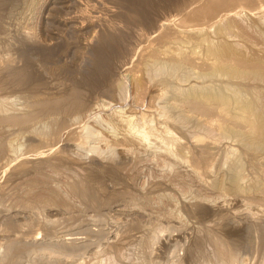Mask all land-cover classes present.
Returning <instances> with one entry per match:
<instances>
[{
  "label": "rangeland",
  "instance_id": "obj_1",
  "mask_svg": "<svg viewBox=\"0 0 264 264\" xmlns=\"http://www.w3.org/2000/svg\"><path fill=\"white\" fill-rule=\"evenodd\" d=\"M223 1L0 0V264H264V0Z\"/></svg>",
  "mask_w": 264,
  "mask_h": 264
},
{
  "label": "bare ground",
  "instance_id": "obj_2",
  "mask_svg": "<svg viewBox=\"0 0 264 264\" xmlns=\"http://www.w3.org/2000/svg\"><path fill=\"white\" fill-rule=\"evenodd\" d=\"M146 0H124V2H126V4L127 5H129V6H133V4L135 3V2H137L138 4H139V2H145ZM201 1V0H200ZM213 2L215 1V0H212ZM222 1V0H221ZM225 1V0H224ZM223 1V2H224ZM227 1V0H226ZM225 1V2H226ZM231 2H233L232 0H230ZM238 1V0H237ZM239 1H241V0H239ZM244 1H246V2H249V1H251V0H244ZM219 2V1H218ZM223 2H222V4H223ZM203 3V2H202ZM202 3H199V4H202ZM220 3V2H219ZM234 3V2H233ZM141 4V3H140ZM198 3H197V6L199 5ZM214 4H216V3H214ZM134 5H137V4H134ZM143 4H141L140 6H142ZM144 5H145V3H144ZM203 5V4H202ZM202 5H200L201 6V9H200V12H201V10L205 7V9L206 8H209V10H210V8H211V6H207V5H203V8H202ZM218 5V4H217ZM67 6V5H66ZM139 6V7H140ZM196 6V5H195ZM196 6V7H197ZM59 7V6H58ZM138 7V8H139ZM193 7V6H192ZM214 7H216V5L214 6ZM137 8V7H136ZM142 8V7H141ZM199 7H197V11L199 10L198 9ZM213 8V7H212ZM211 8V10H214V8L212 9ZM196 9V8H195ZM225 9H227V8H225ZM142 10V9H141ZM210 10V11H211ZM204 11H206V10H204ZM203 11V13H205ZM189 12H190V14L188 15V17H187V20L189 21H191V20H193V19H200V18H195L194 16H196V15H198V14H196V12H194V9L192 8V10H189ZM200 12H197V13H200ZM208 12V14L207 13H205V14H207V16L209 15V11H207ZM84 13V12H83ZM195 14V15H194ZM211 14V13H210ZM215 14V13H214ZM82 15V14H81ZM200 15V14H199ZM201 15H204V14H202L201 13ZM86 16V15H85ZM213 16V15H212ZM84 17V16H83ZM196 17H198V16H196ZM204 17V16H203ZM210 17H211V15L208 17L209 19H210ZM214 17V16H213ZM213 17H211V19L213 18ZM228 17V16H227ZM66 18V17H65ZM81 18V17H80ZM88 18V17H87ZM86 18V19H87ZM101 18V17H100ZM202 18V17H201ZM207 18V20H209ZM60 19V18H59ZM72 19V18H71ZM186 19V18H185ZM226 19V18H225ZM74 20H76V22H81L79 19H77V17L74 19ZM82 20V19H81ZM184 20V19H183ZM186 20V21H187ZM206 20V19H205ZM220 20V19H219ZM59 21V20H58ZM84 21V20H83ZM199 21V20H198ZM229 21V20H228ZM82 23V22H81ZM187 23V22H186ZM202 23V22H201ZM221 23V22H220ZM217 24V23H216ZM224 24V23H223ZM185 25V24H184ZM215 25V24H214ZM219 25H221V24H219ZM228 25V24H227ZM78 26V25H77ZM205 26V25H204ZM226 26V25H225ZM227 27V26H226ZM225 27V28H226ZM54 29V28H53ZM224 28H222V30H223ZM227 29V28H226ZM57 33V32H56ZM107 39V38H106ZM111 40V39H110ZM107 41H109V39L107 40ZM117 40H113V42H116ZM113 42H112V44H111V41H110V44L109 43H107L106 41H105V39H103V40H101V42L98 44V45H96V47L93 49L94 50V57L92 56V58H90V59H92L93 61H91L89 64H92V67H90L91 68V70L90 71H88V73L85 75V77H83V79H82V81H79V82H77V84H78V87L80 86L81 87V85H83V86H87L88 88H90V89H92V90H96L99 86H102V85H104V84H106V82L108 81V77H107V71L109 70V62H110V60L108 59V61L105 59V57H106V55H107V53H111L112 51H114L113 49L115 48V46L113 45ZM115 44V43H114ZM117 45V44H116ZM110 48V49H109ZM117 50V49H116ZM106 52V53H105ZM115 52V51H114ZM117 52V51H116ZM112 54H114V53H112ZM93 55V54H92ZM108 56V55H107ZM111 56V55H110ZM109 58V57H108ZM106 62H108V64H106ZM89 66H91V65H89ZM229 68V67H228ZM236 70V69H235ZM138 89H140L141 88V81H139L138 82ZM91 91V90H90ZM160 94V93H159ZM202 95V94H201ZM215 96V95H214ZM80 97V94L78 93V92H74V93H72L71 94V98H73L74 100H77L78 98ZM203 97V96H202ZM217 97V96H216ZM73 100V101H74ZM223 100V99H222ZM226 101V100H225ZM229 102V101H228ZM157 108V107H156ZM157 110V109H156ZM248 110V109H247ZM251 112V111H250ZM259 112V111H258ZM133 116V115H132ZM154 116V115H153ZM147 117V116H146ZM147 122V121H146ZM254 123V122H253ZM261 126V125H260ZM165 127V126H164ZM262 128V127H261ZM262 130V132H263V135H262V138L264 139V127L261 129ZM170 132V131H169ZM262 134V133H261ZM260 134V135H261ZM257 140H260V139H257ZM257 140H255V141H257ZM68 141V140H67ZM72 142V141H71ZM210 153V152H209ZM177 155V154H176ZM208 156V155H207ZM200 157V156H199ZM201 158V157H200ZM197 159V158H196ZM195 159V160H196ZM198 161V160H197ZM196 162V161H195ZM198 163V162H197ZM202 163V162H201ZM200 163H198L197 165H199ZM195 165H196V163H195ZM198 168H199V166H198ZM196 169V168H195ZM204 169V168H203ZM233 179V178H232Z\"/></svg>",
  "mask_w": 264,
  "mask_h": 264
}]
</instances>
